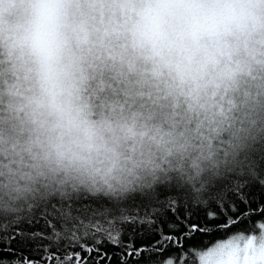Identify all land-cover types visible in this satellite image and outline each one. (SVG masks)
I'll return each mask as SVG.
<instances>
[{"label": "snow or ice", "instance_id": "6c2138e0", "mask_svg": "<svg viewBox=\"0 0 264 264\" xmlns=\"http://www.w3.org/2000/svg\"><path fill=\"white\" fill-rule=\"evenodd\" d=\"M25 87L0 103V264H184L213 235L200 264H264V0H0V94Z\"/></svg>", "mask_w": 264, "mask_h": 264}, {"label": "clouds", "instance_id": "9594fccd", "mask_svg": "<svg viewBox=\"0 0 264 264\" xmlns=\"http://www.w3.org/2000/svg\"><path fill=\"white\" fill-rule=\"evenodd\" d=\"M21 15V11L19 8H13L10 13H5L4 17V23L5 27H7L9 24H14L18 18ZM23 72V69L21 70ZM141 71L145 72V70L141 67ZM224 74L223 69H217L215 71H212L208 74H205L202 76L200 84L198 86L193 85V92L195 95L193 96V103H198V99L200 98L207 102L210 106L211 104V95L214 91H216L221 85L222 81L220 80V77ZM145 75H147L148 79L151 80V67L147 69L145 72ZM238 78V76H237ZM161 81H167V75L165 74L164 77L160 78ZM168 86L170 87V81L168 82ZM29 95L27 92V87H25L24 90H22L19 95L16 93H13L11 96L7 94V90L4 91L3 94H0V103L4 104L5 106H11V107H19L24 106L27 107V99L26 97ZM108 106L110 111L112 109H115V111L112 112V114L116 118H120V108L123 106V101L120 98L112 97L108 101ZM203 110L202 108L200 109ZM124 115L131 117L135 116L137 124H143L146 120V110L142 113L141 108L136 105L132 106L131 109L125 107L124 109ZM155 115V113H154ZM23 122V128H24V136L20 137V144L22 145L21 154L23 156V160L26 164H32V163H40L44 166H49L52 164V160L48 158L46 153V137L43 135V133H40V140L37 141V132L39 131L35 126L31 125L30 121L26 118H22ZM158 123V121H157ZM29 129H32L31 134H29ZM147 147V142H146ZM68 179L70 181H74L76 183H79V178H74V173H70L68 176ZM261 236H264V232H257V239H259ZM221 243H226V241H222ZM243 243V242H241ZM199 264H200V256H198ZM210 259V258H209ZM173 264H179L178 259L173 258Z\"/></svg>", "mask_w": 264, "mask_h": 264}, {"label": "trees", "instance_id": "16d2710c", "mask_svg": "<svg viewBox=\"0 0 264 264\" xmlns=\"http://www.w3.org/2000/svg\"><path fill=\"white\" fill-rule=\"evenodd\" d=\"M216 239H217V235H213V236L205 237L203 240L194 241V243L197 245L198 251L187 252L186 256L184 257V264H199V259H198V256L200 254L199 249H202V248L206 249ZM176 255L177 257H179V252H177ZM178 261H179V258H178ZM179 264H180V261H179Z\"/></svg>", "mask_w": 264, "mask_h": 264}]
</instances>
